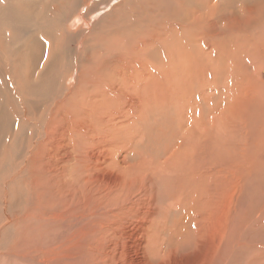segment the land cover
Masks as SVG:
<instances>
[{
    "label": "rangeland",
    "instance_id": "1",
    "mask_svg": "<svg viewBox=\"0 0 264 264\" xmlns=\"http://www.w3.org/2000/svg\"><path fill=\"white\" fill-rule=\"evenodd\" d=\"M194 3L0 0L35 21L74 5L57 36L21 41L0 18V113L18 100L0 139V264H264V0H219L222 38L186 75L169 38ZM48 47L59 84L28 93Z\"/></svg>",
    "mask_w": 264,
    "mask_h": 264
},
{
    "label": "bare ground",
    "instance_id": "2",
    "mask_svg": "<svg viewBox=\"0 0 264 264\" xmlns=\"http://www.w3.org/2000/svg\"><path fill=\"white\" fill-rule=\"evenodd\" d=\"M192 2H195L194 3V6L191 7V8H185L183 10V21H182V24L181 26L179 27H175L173 28L174 30V33H171L170 35V43L172 42H176L175 44V47H174V50L176 49L177 51H175V59H176V56L178 58L182 59L186 61V68H185V64H183V66H181V68L183 69V67L185 68L183 70V72L186 71V75H187V71H189L187 65L189 64L190 62V58L194 57L195 55H197V58H201V55L199 53L200 51V47H203L204 44L206 43V41H208L209 39H211L213 42L215 43H218L220 42L221 38H222V35H221V26L219 27V24L222 22V18H221V10H219V0H200V2L197 4V2L195 0H192ZM235 2V1H234ZM105 5V4H104ZM74 7L73 4L69 5V7H67V9H61V11L59 12H56L55 14H53L52 16L50 17H46L44 20H41L40 21V16H39V21H35L34 19H29V20H26V19H22L19 17L18 15V12L15 10V8H12L11 6L7 7L6 9H2L0 10V18H3L4 20L6 21H9V25L11 27H13V37H16V39H19L21 40L22 39V36L25 37L24 35H27L28 36V39L32 40V36L34 34H32V29L33 28H36L37 29V32L38 33H44L45 35L47 33H50L51 35H60V33L62 34L64 32V29H65V24H66V21H68V19L70 18L68 16V12L70 10V8ZM69 8V10H68ZM120 8V7H119ZM250 8V7H249ZM257 8V7H255ZM248 10V9H246ZM252 10V8H251ZM255 10V9H254ZM67 12V13H66ZM220 13V15H219ZM249 14V13H247ZM246 14V15H247ZM41 15V13H40ZM71 15V14H70ZM44 16V15H43ZM220 16V17H219ZM248 16V15H247ZM244 17V16H242ZM259 17V16H258ZM261 18V17H260ZM264 18V17H263ZM37 19V18H36ZM75 19V18H74ZM224 19V18H223ZM246 19V18H245ZM244 19V20H245ZM253 20H255L256 18H252ZM229 20V19H228ZM234 20V19H233ZM243 20V21H244ZM259 21L261 19H258ZM258 21V22H259ZM233 22V21H232ZM231 22V23H232ZM241 22V21H240ZM247 22V20L245 21ZM257 23V21H256ZM262 23V22H260ZM259 23V24H260ZM222 24V23H221ZM237 24V23H236ZM244 25V24H243ZM258 25V24H257ZM224 26V24H223ZM227 26V25H225ZM245 26V25H244ZM246 26H249V25H246ZM31 28L30 31H28V33L30 35H28V33L26 32L27 31V28ZM223 28V27H222ZM238 27L236 26V29ZM225 30V29H224ZM228 29H226L225 31H227ZM233 30V29H232ZM235 30V29H234ZM239 31V30H238ZM241 31V30H240ZM250 31V30H249ZM52 32V33H51ZM33 33H34V30H33ZM36 33V32H35ZM229 33V32H228ZM231 33V32H230ZM34 38V37H33ZM50 38V37H48ZM47 38V40H48ZM52 38L54 37H51L50 39L52 40ZM247 39V38H246ZM185 40V41H183ZM16 41V40H15ZM22 41V40H21ZM26 41V40H25ZM24 41V42H25ZM107 42V41H106ZM241 42V41H240ZM18 43H21V42H18ZM17 43V44H18ZM29 43V42H28ZM34 43V42H33ZM43 42H39V40L36 42L35 41V45L34 47L32 46L33 49V56L34 57H38L41 55V48L43 46L42 44ZM190 44L191 47H188V46H184L186 44ZM22 44V43H21ZM222 44V43H221ZM219 44V45H221ZM225 43H223V46H224ZM244 44V43H243ZM20 44H18V47H19ZM23 45V44H22ZM108 45V44H107ZM215 45V44H214ZM213 45V46H214ZM218 45V46H219ZM212 46V47H213ZM217 46V45H216ZM222 46V47H223ZM193 47L196 48V50L193 49ZM225 47V46H224ZM232 47V46H231ZM30 48V47H29ZM197 48H198V52H197ZM214 48V47H213ZM213 48H211V50H213ZM238 48V47H237ZM220 49V47L218 48ZM226 49V48H225ZM173 50V51H174ZM215 50V49H214ZM222 50V49H221ZM227 50V49H226ZM56 51V50H55ZM203 50L201 49V54ZM212 51H210L211 53ZM215 52V51H214ZM221 52V51H220ZM228 51H226L227 53ZM238 52V51H236ZM235 52V53H236ZM109 53V52H108ZM227 55V54H226ZM174 57V56H173ZM206 57V56H205ZM60 58H62V56L59 54V52H54V50H51V48L48 47L47 51H46V57L44 59V62L41 64V66L39 67V70L37 72L36 75L37 76V79L35 80V83H29L28 84V81L26 80V74H24L21 78L23 79V82H24V90L28 93H33V92H40L41 94H47L48 92H53L54 90V87H57L56 84H59V75L58 73H56L54 76H49V68L48 66H53V65H64V59L63 61L60 60ZM230 59V58H228ZM178 60V59H177ZM235 60V59H234ZM183 61V62H184ZM180 61L177 62V64L179 63ZM188 62V64H187ZM180 64V63H179ZM172 65V64H171ZM181 65V64H180ZM2 66V65H1ZM171 67V66H169ZM175 69L176 68V65L173 66ZM179 67V65H177V68ZM14 68V65L12 66V69ZM168 68V67H167ZM176 68V69H177ZM171 69V68H170ZM171 69V72L172 70ZM175 69V70H176ZM28 71V69H26ZM174 70L173 74L177 73ZM179 70V68H178ZM167 71V70H166ZM181 71V70H180ZM0 72L1 71V68H0ZM163 72V71H162ZM182 72V71H181ZM191 72V71H190ZM3 73V72H2ZM26 73V71H25ZM165 73V72H164ZM2 75V74H1ZM179 75V74H178ZM181 75V74H180ZM175 76V75H174ZM173 76V77H174ZM3 79V77H1ZM9 80V79H8ZM60 80V79H59ZM3 81V80H2ZM10 81V80H9ZM8 81V82H9ZM8 84V83H7ZM5 80L4 82H1L0 81V97L1 96H4V92L7 93L8 92V86L7 85ZM5 85H6V89H5ZM61 88V87H60ZM168 88V87H167ZM179 88V87H178ZM22 89V90H23ZM103 89V88H102ZM180 90V89H179ZM24 92V91H23ZM24 92V93H26ZM97 93V92H96ZM99 93V92H98ZM97 93V94H98ZM102 93V92H101ZM106 93V92H105ZM185 93V92H184ZM96 94V95H97ZM8 96V95H7ZM11 97V99L9 98ZM8 99L9 100V105L10 107H7V108H4V109H1V121H0V124H1V127L0 128V139L1 137L3 136V134H5V131L7 129V127L10 125L11 121H12V118H14V112L13 110L15 109L14 107L12 106H15L14 104L17 103L18 100L15 99V97L13 96H9ZM105 98V95L103 97V99ZM107 98V97H106ZM105 98V99H106ZM21 101H24L25 99H20ZM102 100V98H101ZM104 102V101H103ZM5 104V103H4ZM133 104V103H132ZM101 105V104H100ZM227 105V103H226ZM235 106V105H234ZM232 111V109H231ZM236 112H239V111H236ZM264 113V112H263ZM232 116L230 115V113L228 114L229 116L228 117H233L235 112H231ZM226 115V114H225ZM238 115V113L236 114ZM227 117V116H226ZM229 119V118H228ZM56 132V123H54L50 129L46 132L47 134H53ZM3 138V137H2ZM40 152L42 153L43 151L40 149ZM44 155V154H43ZM38 156V155H37ZM36 157V155H35ZM40 157V156H39ZM37 159V158H35ZM39 160V159H37ZM36 162V160L34 161ZM39 162V161H38ZM37 162V163H38ZM36 164V163H35ZM39 165V163H38ZM42 166V165H41ZM1 167V166H0ZM35 167V165H34ZM39 168V167H38ZM44 168V167H43ZM46 168V167H45ZM257 168V167H255ZM42 169V168H41ZM41 169H38L39 171H41ZM209 170V169H208ZM257 170V169H256ZM205 171V170H204ZM43 172V171H42ZM47 172V171H46ZM46 172H43V173H46ZM208 172V171H207ZM44 175V174H43ZM212 176V175H211ZM9 180V179H8ZM14 181V180H12ZM11 182V181H10ZM12 183V182H11ZM100 189V188H99ZM102 194V193H101ZM89 203V201H88ZM87 204V203H86ZM216 207V206H215ZM216 210V209H215ZM205 211V210H204ZM213 211V210H212ZM211 211V212H212ZM253 211V210H252ZM263 212V210H261ZM197 213V212H196ZM264 213V212H263ZM211 214V213H210ZM222 217V216H221ZM201 218V217H200ZM253 220V219H252ZM212 224V223H211ZM210 224V225H211ZM204 226V225H203ZM104 240V239H103ZM140 246V245H139ZM215 248V247H214ZM107 254V253H106ZM98 255V254H97ZM173 256V255H172ZM101 259V258H100ZM126 259V258H125ZM162 259V258H161ZM96 261V260H95ZM112 261V260H111ZM111 263V262H110ZM95 264V262H94Z\"/></svg>",
    "mask_w": 264,
    "mask_h": 264
}]
</instances>
